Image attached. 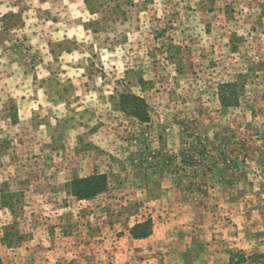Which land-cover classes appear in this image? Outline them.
Listing matches in <instances>:
<instances>
[{"label":"rangeland","instance_id":"374dc122","mask_svg":"<svg viewBox=\"0 0 264 264\" xmlns=\"http://www.w3.org/2000/svg\"><path fill=\"white\" fill-rule=\"evenodd\" d=\"M122 92L147 121L119 109ZM71 147L117 203L175 186L201 224L204 199L221 222L222 198L264 210V0H0V179L38 237L61 226L53 202L67 219L101 212L64 192L59 170L85 165L61 156Z\"/></svg>","mask_w":264,"mask_h":264},{"label":"crops","instance_id":"0c3cea01","mask_svg":"<svg viewBox=\"0 0 264 264\" xmlns=\"http://www.w3.org/2000/svg\"><path fill=\"white\" fill-rule=\"evenodd\" d=\"M60 154L70 160L82 157L85 162L78 167L63 163L65 166L59 170L69 173L63 187L72 197L66 185L98 169L89 168V155L81 156L73 147ZM80 171L88 172L72 174ZM11 187L8 179H0V264H229L231 254L240 253L246 261L264 257V210L259 206H239L238 211L225 205L222 198L223 211L230 209L224 213L229 215L227 222H221L225 218H217L215 210L219 206H215V199H204L207 216L201 224L192 212L196 207L191 206V199L177 195L175 186L138 188L118 203L107 198V189L94 198L77 200L97 202L99 207L95 209L103 212L93 211V216L84 220L67 219L64 208L53 202L49 208L61 226L52 225L50 231L38 237L34 234L38 223L33 211L23 213L24 204L15 206L17 198L23 202L24 195L19 197ZM103 198L105 204L98 201ZM57 211L59 214H55ZM145 221H149L147 234L135 236L133 227Z\"/></svg>","mask_w":264,"mask_h":264},{"label":"trees","instance_id":"16d2710c","mask_svg":"<svg viewBox=\"0 0 264 264\" xmlns=\"http://www.w3.org/2000/svg\"><path fill=\"white\" fill-rule=\"evenodd\" d=\"M118 107L128 116L136 117L143 122L148 120V113L146 111L147 104L145 100L136 95H133L132 93H120ZM68 186L69 193L75 199L88 200L94 198L102 192L107 191L109 187V180L106 174L94 172L84 177L73 178L68 183ZM148 230L149 221H145L144 223L134 226L132 232L135 236H144L147 234ZM234 256H236L237 258L236 261L233 260V255L231 254L229 264H240L241 262L245 261L244 256L240 253H237Z\"/></svg>","mask_w":264,"mask_h":264}]
</instances>
